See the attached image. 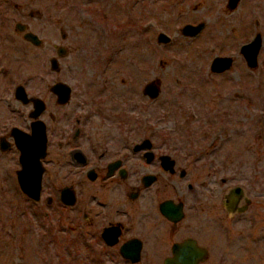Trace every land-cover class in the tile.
<instances>
[{"label":"rangeland","instance_id":"rangeland-1","mask_svg":"<svg viewBox=\"0 0 264 264\" xmlns=\"http://www.w3.org/2000/svg\"><path fill=\"white\" fill-rule=\"evenodd\" d=\"M9 1L26 2L33 23L35 10L45 7L40 21L46 48L53 32L65 35L59 40L66 49L60 78L79 92V101L93 104V112L94 106L104 107L97 127L116 133L117 104L128 110L132 105L139 111L140 135H157L158 144L163 135L170 146L163 145L173 150L190 179L208 186L216 182L221 193L233 185L242 188L251 204L226 223L224 256H236L246 245L250 251H243L245 258L237 264H264V0H239L232 11L223 7L224 0H201L196 12H186L182 0L155 5L149 0ZM8 6L0 4V19L10 24L18 17ZM202 17L209 25L197 36L181 35L183 23ZM159 32L170 41L157 42ZM255 33L261 46L256 67L249 68L239 47ZM215 55L231 56V67L210 72ZM154 79L159 94L150 101L142 87ZM105 85L112 88L101 90ZM14 168L13 160L0 158V264H106L98 244L89 249L80 228L68 230L74 220L66 214L58 218L55 205L21 193Z\"/></svg>","mask_w":264,"mask_h":264},{"label":"flooded vegetation","instance_id":"flooded-vegetation-1","mask_svg":"<svg viewBox=\"0 0 264 264\" xmlns=\"http://www.w3.org/2000/svg\"><path fill=\"white\" fill-rule=\"evenodd\" d=\"M10 2L0 0L18 17L10 24L0 19V158L13 160L16 173L20 169L16 137L30 134L32 125L43 126L45 145L37 201L41 198L46 206L55 205L58 218L66 214L74 220L67 225L68 230L80 228L89 249H93L92 242L98 244L106 264H164L174 259L175 252L182 254L184 261L179 264L241 262L245 258L242 252L250 251L246 245L231 258L224 256L222 245L229 237L225 229L228 220L248 211L251 204L242 188L233 185L221 193L216 182L208 186L190 179L173 150L163 145L170 146L163 135V144L155 142L157 135H140L139 111L132 105L128 110L123 102L117 104L116 133L97 127L105 118L104 107L94 106L93 112V104L90 107L79 101V92L77 95L75 88L60 78L66 49L59 40L65 35L53 32L46 48L45 25L40 21L45 7L35 10L38 17L33 23L26 2L22 6ZM149 2L155 5L157 0ZM182 2L186 12H196L202 3ZM236 6L230 8L224 0L225 9L232 11ZM183 25H202L197 36L209 23L202 17ZM216 56L230 57L231 64L221 72L209 71H227L232 57L215 55L212 59ZM59 82L68 87L65 101L51 91ZM143 87L142 94L150 101L158 96L148 97ZM106 88L112 86H102L101 90ZM118 96L121 98L120 93ZM92 115H99V119L95 121ZM235 186L242 193L228 204L226 196ZM227 243L231 244L230 240Z\"/></svg>","mask_w":264,"mask_h":264},{"label":"water","instance_id":"water-1","mask_svg":"<svg viewBox=\"0 0 264 264\" xmlns=\"http://www.w3.org/2000/svg\"><path fill=\"white\" fill-rule=\"evenodd\" d=\"M237 1L238 0H228V6L230 8L235 7ZM201 27L202 25H183L180 28V33L181 35L192 37L200 31ZM156 40L157 42L166 43L170 41V37L162 32H159ZM260 46L261 38L259 33H255L248 42L240 45L239 53L242 55L247 67H256L257 54ZM230 64V57L216 56L211 60L209 69L212 72H221L227 69ZM158 84V79H156L155 82L147 83L143 87V93L150 98H155L159 92ZM51 91L60 95L63 98L62 100L65 101L68 94V87L59 82L51 87ZM44 145L45 134L42 125H32L30 134H23L22 136L20 135L16 137V147L19 151L18 160L20 164V169L15 173L16 182L21 193L33 201H37L39 198L40 176L42 172L40 158L44 156ZM241 193V188L235 186L226 196V202L228 201L229 204V200L231 198L237 199L240 197ZM228 204L226 203V205ZM182 258V254L175 252L174 259H171L170 261L167 260L164 264H179L184 261Z\"/></svg>","mask_w":264,"mask_h":264}]
</instances>
